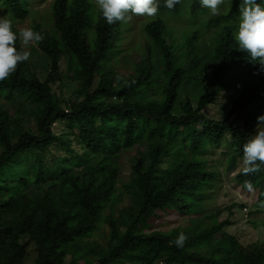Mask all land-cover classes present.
Masks as SVG:
<instances>
[{"label":"trees","instance_id":"obj_1","mask_svg":"<svg viewBox=\"0 0 264 264\" xmlns=\"http://www.w3.org/2000/svg\"><path fill=\"white\" fill-rule=\"evenodd\" d=\"M29 1L2 0L10 19L19 22L30 17ZM240 3L231 0V10L208 23L220 30L204 76L207 96L195 108L191 100L180 105L179 100L184 81L198 67L200 34L183 32L175 39L166 15L195 21L205 10L199 0H180L172 10L160 0L158 13L143 28L150 47L142 50L135 74L122 88L115 67L131 60L126 44L134 18L108 25L92 0L54 1L53 27L47 32L33 27L43 36L39 49L52 62L46 81L31 70L29 60L0 81V97L25 112L10 119L0 110V264H264V246L245 247L225 230L229 221L219 222V211L207 210L218 178L200 159L231 135L228 160L235 169L252 136L237 127L235 116L244 111L251 113L250 120L264 115V68L237 49L233 36L237 27L231 22L237 21ZM16 46L21 48L19 39ZM62 59L67 75L61 73ZM64 79L82 86V100L67 108L54 89ZM226 88L237 89L240 97L223 120H212L206 111ZM28 116L36 128L28 127ZM62 122L71 127L74 141L55 133ZM145 143L148 167L127 186L135 214L111 222L110 246L92 250L91 255L101 250L97 259L68 263L73 246L94 238L103 225V212L115 199L120 153ZM74 144L81 147L80 155ZM55 147L71 158L54 157ZM165 159L170 163L162 167ZM11 163L17 164L13 177ZM245 181L253 191L244 188ZM236 183L264 204V165L247 176L242 168ZM167 215L180 216L186 227L163 229ZM180 232L187 236L183 248L174 244Z\"/></svg>","mask_w":264,"mask_h":264},{"label":"rangeland","instance_id":"obj_2","mask_svg":"<svg viewBox=\"0 0 264 264\" xmlns=\"http://www.w3.org/2000/svg\"><path fill=\"white\" fill-rule=\"evenodd\" d=\"M55 0H30L29 3L25 4V8L30 11V17L24 21H13V26L18 31L25 27L41 26L42 32L49 31L54 25L53 18V4ZM95 2V0H92ZM188 0H186L187 3ZM188 8V6H185ZM232 8L231 0H225L224 4L221 5L220 15L213 16L209 9L205 8L201 12L195 21L191 20L188 16L180 15L173 16L167 14L169 18L170 30H173L175 39H181L183 32L192 34L198 31L200 34L199 41L197 42L198 48V61L195 64L198 67H193L190 76L184 81L181 92H180V103H184L187 100H191L195 108H197L200 99L207 96L206 68L215 56V38L218 36L219 27H210L208 23L221 15L228 13ZM98 10V8H96ZM0 16H8L6 13V7L2 0H0ZM239 16L236 17L237 21L231 22V25L236 26L238 30ZM134 18L135 29L131 34L129 41L126 44V55L129 54L131 59L129 62H123L117 68L116 73L118 78H121L116 84L119 88L123 87V82L131 78L135 74L134 64H138L142 60V51L146 47L149 49L150 45L148 39L143 35L144 25L147 23V16L132 15ZM227 24H223L222 28H226ZM221 28V27H220ZM169 42L172 43V39L169 37ZM173 44V43H172ZM26 51H30V59L28 64L31 70L45 82L48 78L49 72L52 67L51 60L46 57L39 49L38 44L33 42L32 44L24 48ZM175 55L179 56V49H173ZM158 67L163 70L165 68V61L161 60ZM212 73V70L209 69ZM61 73L67 75L66 60H61ZM209 73V75H210ZM206 76V77H204ZM7 80V79H5ZM4 80V81H5ZM124 80V81H123ZM234 80L233 77L228 83ZM97 82L96 86L98 85ZM57 91L58 99L63 103V107L67 108V105L74 101L82 100V86L78 82H72L69 80H63L58 82L55 86ZM240 97V91L237 89H225L217 100V104L209 107L206 111L208 117L212 120H223L227 114L233 108L234 100ZM6 106V107H4ZM21 107L14 105L9 101L0 97V110H5L9 115L10 119L16 118L22 114H25L24 110H20ZM251 113L249 111L239 112L235 116L236 125L242 130L250 132L252 135L255 134L258 121L257 119L250 120ZM27 117V116H26ZM29 117L28 127L31 129L36 128L35 120L32 116ZM55 133L60 137L64 136L74 141L72 130L69 124L59 123L54 128ZM231 135H228L227 141L218 148H209L201 154V161L205 162L208 171L216 174L218 180L214 183L212 190H210V199L206 204L207 210L216 209L219 211V222H230L231 226L226 227V231L237 238L241 244L245 247H259L264 246V204L258 202V197L254 193L247 194L236 183V176L240 170L244 167L243 160H241L235 169L230 167L229 154L231 150ZM73 149L77 155L81 154V147L76 144L73 145ZM149 153V145L142 144L134 147L131 150L123 151L120 153L117 164L119 167L118 183L116 187L115 199L112 203L106 206L103 212L102 219L103 225L100 230L96 233L95 237L87 240L79 248L76 245L73 246L67 262H74L75 258L85 259L91 258L97 259L100 251L104 252V248L110 246L112 238L111 222L113 220L121 222L125 218H132L135 214V205L133 195L130 194L127 186L137 178V172L145 170L148 167L145 156ZM68 156L67 153L60 151L59 149L53 148V156ZM76 155V154H75ZM166 159L163 161V166H167ZM170 163V159L167 161ZM17 166V164H15ZM14 163L10 165V176L16 173V166ZM9 169V168H8ZM84 168L78 169L77 171L82 172ZM168 220V221H167ZM167 221V222H166ZM165 223L166 227L163 229H172L178 225L186 224L184 220L179 216L170 215L166 216ZM162 227H160L161 229ZM101 250L99 253H92V250ZM103 248V249H102Z\"/></svg>","mask_w":264,"mask_h":264},{"label":"clouds","instance_id":"obj_3","mask_svg":"<svg viewBox=\"0 0 264 264\" xmlns=\"http://www.w3.org/2000/svg\"><path fill=\"white\" fill-rule=\"evenodd\" d=\"M225 0H199L202 8L210 10L211 15H220ZM180 0H163L165 8L172 10ZM95 6L108 25L126 23L132 15L155 16L160 9V0H95ZM238 30L233 33L237 49L245 52L252 62L264 68V0H241L239 7ZM21 48L16 46L17 40ZM43 40L40 32L25 27L19 32L13 30V21L0 16V81L13 74L17 66L30 59V51L24 48L33 42ZM258 125L254 135L243 145V173L249 175L261 171L264 165V115L257 117ZM259 162V163H258ZM244 188L253 191V184L245 181ZM187 236L180 232L174 244L183 248Z\"/></svg>","mask_w":264,"mask_h":264}]
</instances>
